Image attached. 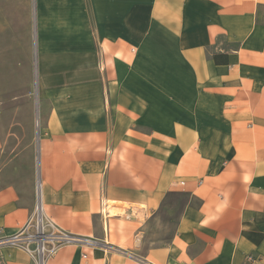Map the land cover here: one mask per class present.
I'll return each instance as SVG.
<instances>
[{
	"label": "crops",
	"instance_id": "1",
	"mask_svg": "<svg viewBox=\"0 0 264 264\" xmlns=\"http://www.w3.org/2000/svg\"><path fill=\"white\" fill-rule=\"evenodd\" d=\"M3 27L37 81L0 113V238L40 202L81 238L48 264H264V0H0Z\"/></svg>",
	"mask_w": 264,
	"mask_h": 264
},
{
	"label": "rangeland",
	"instance_id": "2",
	"mask_svg": "<svg viewBox=\"0 0 264 264\" xmlns=\"http://www.w3.org/2000/svg\"><path fill=\"white\" fill-rule=\"evenodd\" d=\"M18 30L17 32L14 27L0 28V113L5 116L7 123H10L12 116L17 113L23 119V109L33 99H36L37 70L34 30L32 28H27V30L18 28ZM2 36L12 37L13 42L9 44L1 42ZM11 54L10 60L8 58ZM48 227L47 229L56 231L55 227ZM55 244L58 243L55 241Z\"/></svg>",
	"mask_w": 264,
	"mask_h": 264
},
{
	"label": "built area",
	"instance_id": "3",
	"mask_svg": "<svg viewBox=\"0 0 264 264\" xmlns=\"http://www.w3.org/2000/svg\"><path fill=\"white\" fill-rule=\"evenodd\" d=\"M48 226L55 227L57 233L47 229ZM3 238L0 239V245L8 243L22 247L32 256L35 264H48L63 244L81 240L58 228L52 220L46 219L40 204L37 205L36 214L18 233Z\"/></svg>",
	"mask_w": 264,
	"mask_h": 264
}]
</instances>
